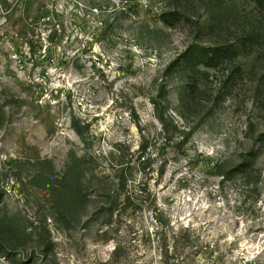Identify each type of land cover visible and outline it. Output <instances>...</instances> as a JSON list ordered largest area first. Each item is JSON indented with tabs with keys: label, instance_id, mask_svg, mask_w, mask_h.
<instances>
[{
	"label": "rangeland",
	"instance_id": "rangeland-1",
	"mask_svg": "<svg viewBox=\"0 0 264 264\" xmlns=\"http://www.w3.org/2000/svg\"><path fill=\"white\" fill-rule=\"evenodd\" d=\"M0 264H264V0H0Z\"/></svg>",
	"mask_w": 264,
	"mask_h": 264
},
{
	"label": "trees",
	"instance_id": "trees-1",
	"mask_svg": "<svg viewBox=\"0 0 264 264\" xmlns=\"http://www.w3.org/2000/svg\"><path fill=\"white\" fill-rule=\"evenodd\" d=\"M127 3L130 0H121ZM125 10V7L122 6L120 10L114 9L112 12L121 13ZM43 11H41L40 17L44 18ZM183 12L180 11L179 7L173 9H168L162 11L159 15L160 21L168 26L175 27L183 20ZM103 23V22H102ZM202 30V29H201ZM237 49L230 45H196L194 47H189L181 55H179V64L184 68H195L197 66H205L208 68H219L220 66H228V64L236 56ZM181 56V57H180ZM240 68L235 65L230 73L227 74V80H233V69ZM229 68H227L228 70Z\"/></svg>",
	"mask_w": 264,
	"mask_h": 264
}]
</instances>
